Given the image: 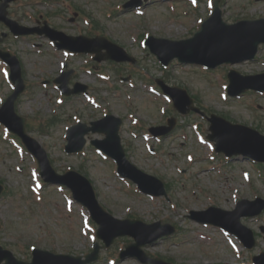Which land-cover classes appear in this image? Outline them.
Wrapping results in <instances>:
<instances>
[{"label": "rangeland", "instance_id": "1", "mask_svg": "<svg viewBox=\"0 0 264 264\" xmlns=\"http://www.w3.org/2000/svg\"><path fill=\"white\" fill-rule=\"evenodd\" d=\"M35 1L37 0H15L11 7V16L22 24L32 26L34 17L39 18L42 15V19H46L50 26L72 35L79 34V31L81 34H88L90 31L91 28H87L79 15L77 18L79 22H69L72 9L69 12L62 7V4L55 3L57 0L51 1L55 3L56 8L46 5L42 0L38 3ZM69 1L73 5V9L78 7L83 15L89 14L91 22L97 21L100 32L128 48L133 56L144 61L153 77L162 78L169 85L185 87L190 93L198 96L203 106L212 109L215 113L226 114L232 121L250 124L253 127L260 123V131L264 133V96L259 97L253 92H246L240 98H229L224 101L220 96L223 91L220 83L212 78L213 76L219 81H223V74L218 70H205L201 67L196 70L189 64H182V66L172 62L169 64L170 68L163 72L159 64L154 61L152 54H148L152 58L151 63H147L146 59L141 57L142 50L132 39V36H136L144 26L165 36L187 35L195 27L197 16L206 17L205 4H211L212 0L200 4L197 15H191L188 19L172 13L167 8V0H151L145 7L147 15L142 17H136L130 8L118 15L106 16V11L111 7L114 10H120L123 0ZM198 2L199 0H192L189 4ZM175 3L180 4L177 5L178 11L184 10L188 6L184 1ZM220 5L224 9L223 19L228 22H234L240 18L264 16V0H221ZM26 12L32 17L29 18ZM158 12L161 14L159 15ZM185 14L186 12H184ZM0 29L3 30L1 25ZM148 35V32L143 31L144 37ZM33 40L39 44L37 46L42 48V52H38L31 46L30 42ZM2 45L8 46L16 52L21 60L24 79L28 83L25 95L21 94L16 100L17 112L26 116L27 119L30 117L36 128L29 133L45 147L53 161L52 165L55 170L63 172L69 166L76 170L82 167L92 181L101 204L115 216L124 218L129 214H134L146 222L162 218L163 221L180 227L179 232L172 238L161 239L154 246H145V250L149 254L172 257L177 264L202 262L235 264L236 261L247 260L251 255H256L264 249V212L255 217L241 218L244 225L258 234L255 246L250 250L243 249L241 258L231 251L219 229L212 228V226L203 227L187 217L185 207L204 210L213 204L231 210L235 207L233 195H238L239 199L249 200L256 196L264 197V181L258 175V171L251 167L248 160L240 156L234 158L227 166H222L221 174L207 170L204 166H207L209 161L202 158L206 148L196 142L190 126H186L183 122L184 118L178 117L172 110L170 113H166V116L171 114L176 116L178 125L168 135L162 137L161 145H156L157 153L155 155L148 153L145 148V140L140 133V125L165 123V115L160 112L159 107L166 106L167 102L165 103L160 98L157 99L143 87V84L147 82L146 79L139 75L134 76L136 86L131 88L125 83H118V74L112 69L110 70L112 80L113 83L115 82L113 86L120 90L115 92V89L110 87L107 82L101 81L95 72L89 74L84 69H80L83 65L90 66L89 63L84 64V58L87 56H73L68 59V66L74 69L70 83L74 81L85 83L100 98L108 95V101L104 104L109 108L110 113L123 120L120 136L131 162L147 173L161 178L164 182L174 183L170 194L179 205L175 211L161 197L151 199L143 194L135 193L119 181L113 172L112 162L102 160L94 152L93 146L89 144V140L101 139L104 137L103 134H88L85 156L68 155L63 151L65 144L62 136L63 128L64 125L75 121L72 119V114H78L81 121L86 123L102 117V114L100 109L89 105L81 94L65 99L64 103L56 107V90L51 86V82L48 83V88H43L40 81L59 75V60L62 59V55L59 51L53 52L46 37L37 39V37L31 36L12 39L7 35ZM167 49H169L168 52L172 51L171 47H167ZM257 54L259 58L255 61H245L229 67L224 66L219 70L223 73H226L229 68H234L241 73L264 71L262 64L264 62V45L259 47ZM144 55L147 56L146 51H144ZM235 56L234 54L227 57ZM222 57L224 56H214L211 60L215 61ZM108 63H110L109 60L100 62L105 65ZM96 69L99 70L98 67ZM141 71L146 72L144 66ZM0 79L1 81L4 79L2 65H0ZM8 94L9 89L3 86L2 95L7 96ZM255 105L259 106V109H256ZM129 112L139 117L138 124L131 123V119L128 117ZM52 115H57L56 122L48 127L46 132L39 131L37 123ZM186 118L185 122L188 120L190 122L195 118L200 119L195 114H189ZM203 124L207 131V120ZM132 130L137 132V136L131 133ZM182 132H187V137L181 135ZM9 138L16 142L14 138ZM187 152H193L198 161L188 162L185 156ZM218 158L221 157L217 156L216 159ZM34 163L33 158L28 154L24 155L21 162L13 147L0 139V179L4 181L10 191L0 196V244L10 249L16 257L24 260L30 258L31 245L54 252L72 254L89 252L92 242L88 233L86 235L81 233L82 219L86 216V210L74 204L73 210L68 212L65 209L63 193L50 185L43 188L41 200L37 201L29 187L33 180L30 177V169L35 167ZM17 166H20L21 171L17 169ZM176 167L184 168L186 177H182V173L177 172ZM242 170L250 171V183L242 179ZM225 182H229L232 187L227 188L224 185ZM233 187L238 189L236 193L233 191ZM261 227H263V234L259 233ZM200 232L209 233L212 238L202 241L199 236ZM118 241L127 243L131 241V238L125 236L115 239L107 247L110 249L109 251L112 250L111 258H114L117 252L113 248ZM105 251L106 249H101L99 259L93 264H107V259H105L107 252ZM120 261L118 264H139L134 258L128 257ZM261 264H264V258L261 259Z\"/></svg>", "mask_w": 264, "mask_h": 264}, {"label": "water", "instance_id": "2", "mask_svg": "<svg viewBox=\"0 0 264 264\" xmlns=\"http://www.w3.org/2000/svg\"><path fill=\"white\" fill-rule=\"evenodd\" d=\"M256 31H252V32H248V31H242L238 34V42L240 43V46L246 48V52L243 54V56H241L240 58H238L237 60H241V59H245V58H248V57H251L253 56V54L255 53L256 51V47L257 45L260 43V42H264V33H255ZM247 87H257L255 85H252V84H248ZM243 88L239 89L238 91H232V88H231V92L232 93H238L240 91H242ZM214 139H216L217 141L220 140L217 136V133L215 132V135L212 136ZM257 146L256 145H253V147H245V146H242V148L240 150H233V151H228L229 154H232V153H237L238 151H241L245 154H249L257 159H260V160H264V154L261 153V151H258L256 150ZM264 150V148H263ZM113 153V152H111ZM113 156L119 161V162H122V157L121 155H117L115 153H113ZM129 175V174H127ZM131 176L132 178H135L134 176L132 175H129ZM137 180V179H136ZM140 184H141V187L144 189V190H148L145 188V183L142 182L141 180H137ZM81 186L82 188L86 191V195H81L80 193V190L79 189H74L75 190V193H76V196L81 199L82 201H84L94 212V217L99 221V223H101V227L103 229V227L105 226V216L104 215H100L101 213L98 212V210L95 208L94 204H93V201H92V197L91 195L89 194V190L87 188V186L84 184V183H81ZM148 191H151V190H148ZM109 224V223H107ZM222 224V223H220ZM223 226H225L226 228L230 229V230H233V231H236V229L234 228H230L224 224H222ZM128 234L132 235V236H135L137 239H138V236L137 233L133 232V231H127ZM67 258L69 256H66ZM88 261V260H87ZM86 261H82V262H77L76 264H84Z\"/></svg>", "mask_w": 264, "mask_h": 264}]
</instances>
